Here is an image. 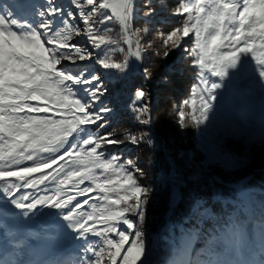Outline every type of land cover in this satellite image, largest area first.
I'll list each match as a JSON object with an SVG mask.
<instances>
[{
  "label": "snow or ice",
  "instance_id": "1",
  "mask_svg": "<svg viewBox=\"0 0 264 264\" xmlns=\"http://www.w3.org/2000/svg\"><path fill=\"white\" fill-rule=\"evenodd\" d=\"M138 14L142 29L133 27ZM157 16L153 0H143L142 9L137 0L0 3V264H28L27 240L36 234L27 221L44 209L55 227L81 242L78 264H153L143 229L152 189L140 183L144 171L133 159L106 151L139 147L146 133L126 130L121 139L106 131L115 109L102 73L152 78L143 66L152 44L142 42V33ZM171 16L180 22L157 30L162 56L182 51L197 69L179 123L203 127L202 137L210 139L219 121L218 90L228 78L252 72L264 87V0H180ZM111 25L118 26V39ZM127 107L138 125L152 123L143 87ZM238 199L237 208L247 207V190ZM259 209L248 222L264 252V203ZM245 237L244 223L232 216L204 235L199 250L196 235L186 233L164 264H255L246 258Z\"/></svg>",
  "mask_w": 264,
  "mask_h": 264
},
{
  "label": "rangeland",
  "instance_id": "2",
  "mask_svg": "<svg viewBox=\"0 0 264 264\" xmlns=\"http://www.w3.org/2000/svg\"><path fill=\"white\" fill-rule=\"evenodd\" d=\"M29 2L39 5L43 2V0H29ZM58 2L67 5V0H58ZM171 2H176V4L173 5ZM0 3L15 4L17 3V0H0ZM179 3L180 0H163L164 8L162 9L161 0H153L154 6L160 11L158 12V16L153 19V22L147 25V27L150 28V32L148 34L142 33L143 42L145 44H152V47L148 48L147 50L149 53H151L153 59H160V61L161 58L163 59V49L160 47V41L157 39V30H170L171 26H168L170 20L180 22V18L171 16V11ZM142 6L143 0H137L138 9H142ZM159 22L160 25L155 26V23ZM111 27L113 28V31L110 33V35L114 39H118V26L111 25ZM158 51L161 53V55L156 54ZM172 53H174V61L172 64L173 68L168 69L169 71L173 70L176 74H181L183 71L182 66L189 57L186 56L182 51H173ZM114 59L119 62L123 59V56L117 53L114 56ZM194 70L197 69L194 68ZM159 73L160 72H157V74H155L153 81L144 79L136 72H130L129 76L124 80L117 79L118 74L114 72L102 73L104 75L106 85L110 88L108 100L115 109L113 122L117 119L119 113L125 112L127 110L126 112L129 113L127 119L130 121V129L134 131V129L137 127V129H139V134L144 133L145 128L149 130V132H145L146 135L144 141L140 144V146L146 145L150 147L149 153L146 154V160L149 161L151 165L156 164V157L153 154L154 150L152 149V145L154 144L155 140L158 141L157 149L160 151L162 158L164 159L165 155L168 156L164 147V140L154 129L153 122L154 108L159 101L158 93L160 91V86H158V84L161 83V85L166 86V83L163 82L165 72H163L161 76ZM135 75L139 76L146 82L145 90L149 92L152 103L153 128H150L149 125L146 127L138 125L134 120L131 110L127 107V105L131 102V94L135 90V85H133L134 82L130 79ZM212 79L219 82L218 77H213ZM218 92L219 95L216 101L217 114L221 118L229 122H233L236 125L244 122L251 124V127H248L247 130L244 129L245 131L243 130L244 135H246L249 139V146L255 149L264 148V87L261 86V82L259 81L257 75L252 72H248L241 76L233 75L224 82V87L219 89ZM177 97L178 96H172L173 100L171 105V114L173 119L168 118V121L173 124V130L176 132H181L180 141H182V144H188V140L185 139L184 134L182 133V127L180 126L178 119L177 111L179 106L175 104ZM238 126L240 128H244L240 125ZM257 128H262L263 131L258 137H254L252 130ZM149 141H151V143H149ZM189 145L191 148L185 151V155L182 153L177 155V159L182 164L181 169L177 168L174 160L168 156L169 159L174 162L177 168V171L172 178L175 183L176 179L190 181L187 180L188 177H196L194 180L190 181H196V190L191 191L193 194L192 201H194V203L191 208L190 216L187 218L181 220L179 213L176 212V207L173 209L174 211L172 210V214L169 216V218H166L167 212L165 216H163L162 221L158 217V209L163 204L167 189H170L169 199L172 195V183L169 177L171 169L170 165L165 159L164 160L169 166V172L167 174L163 173L161 170H155L152 176L151 173L143 169L144 175L139 177L141 184L152 189L149 203L146 206V219L143 229L146 234V239L148 240L151 247V260L153 264H164V262L169 259L174 246L179 245L181 238L186 233H192L196 235V238L193 241V249L199 250L204 247L203 233L212 231H210V227H204V221L208 215V209L203 208V199L199 196L201 193L198 194L197 191L202 192L201 195L209 193L210 196L208 198L212 201L220 192V189L216 187V183H220L216 181L218 179L217 175L209 173V166H213L215 164L227 165L230 168L237 166L231 157L221 153L219 145L217 144V140H214L213 138L206 139L202 137L200 133L189 143ZM128 148L136 149L139 147H135L130 144L109 146L106 151L109 154L127 155L129 153ZM195 151L202 155L201 162L194 160ZM132 159L134 161L136 160L134 156ZM188 169L192 170V174L185 176V171ZM262 172H264V169ZM249 178L250 176H246L235 182H230V184L235 185V187L232 188L236 191L235 210L238 211L237 216L241 222H243V219L245 218L243 215L244 213L248 214L249 210H254L258 213L261 203H264V193L259 192L258 189L247 186L249 185L247 184ZM241 189H245L249 193L248 206L242 210L237 208V204L239 203V192ZM169 201L170 200L167 201V208L169 206ZM179 201L180 196L178 202ZM47 212L48 210L44 209L42 210L41 214L33 217L31 221H27V228L36 235L34 238L28 237L27 243L31 253L25 255L23 260L25 262H31V264H40L43 261H52L54 254H60L64 252L73 256L75 259H80V257L83 255L82 249L80 248L81 242L72 239L73 234L70 232V230L55 227L53 218L47 215ZM192 216L195 218V221L193 222L194 224H191L192 222L189 223L192 220ZM243 223L245 225L246 232L245 239L248 245L246 258L255 261V264H259L261 260H264V252H261L257 248L258 240L255 235L256 230L254 229L253 225L248 222V217L245 218ZM73 264H78V261L75 263L73 262Z\"/></svg>",
  "mask_w": 264,
  "mask_h": 264
},
{
  "label": "trees",
  "instance_id": "3",
  "mask_svg": "<svg viewBox=\"0 0 264 264\" xmlns=\"http://www.w3.org/2000/svg\"><path fill=\"white\" fill-rule=\"evenodd\" d=\"M171 3L173 5L176 4V2ZM157 11L159 12L160 10L157 9ZM178 23L179 22L170 20L168 26L173 27ZM158 25H160V22L155 23V26ZM145 26L146 25L143 19L138 14L136 20L133 23V27L142 29ZM145 56L146 59L144 60L143 66L149 67L152 72V78L150 79V81L154 80L155 74H157V72H160V76L163 72H165L163 82L166 83V86L161 85V83L158 84V86H160V91L158 93L159 101L154 108V129L164 140V147L168 156H170L174 160L177 168L181 169L182 164L177 159V155L179 153L185 155V151L191 148L189 143L203 132V127L201 129H196L194 127H182V133L184 134L185 139L188 140V144H182V141H180L181 132H176L175 130H173V124L168 121V118L173 119V116L171 114V105L173 100L172 96H178L175 104L178 105L179 108L183 105V101L185 99L191 97V88L194 84H196L197 80V70H194L192 66V60L191 58H188L182 66L183 71L181 74H176L173 70L169 71L170 68H173L172 64L174 61V53H172L167 59L161 58V61L160 59H153L151 53H149L148 50L146 51ZM130 80L134 82L133 85H135V88H146V82L139 76L135 75L131 77ZM126 111L119 113L117 119L112 122L111 127L106 129V131H112L114 129L117 138L122 139L126 130L139 135V129H137V127L134 129V131L130 129V121L127 119L129 113ZM238 125L244 128H240ZM238 125L233 122H229L219 116V121L216 125V131L211 134V138L219 141L218 145L221 153L231 157L237 164V166L234 168H230L227 165L215 164L213 166H209V173L217 175L224 183L235 182L239 179H242L243 177L250 176L247 181V184L249 185L247 186L258 189L259 192L264 193V172H262V170L264 169V148L255 149L249 146V139L246 135H244L243 130H247L248 127H251V124L244 122ZM262 131V128L253 129L252 134L254 135V137H258L262 133ZM145 132H149V130L145 128L144 133ZM157 144L158 141L155 140L154 144L152 145V149L154 150L153 154L156 157L155 165H151L149 161L146 160V154L149 153L150 149V147L146 145L139 146V148L136 149L128 148L129 153L123 156L126 159H132V157L134 156L137 165L145 171L151 173L152 176L155 170H161L163 173L167 174L169 172V166L167 162L162 158L160 151L157 149ZM201 157L202 155L199 152H194L195 161L201 162ZM190 174H192L191 169L185 171V176H189ZM195 182L196 181L190 182L176 179V184L178 186L180 194V201L176 206V212L179 213L181 220L190 216L191 208L194 203V201H192L193 194L191 191L196 190ZM216 187L220 189V192L212 201L208 198L210 196L209 193L201 195L202 192L197 191L198 194L201 193L199 196L203 199V208L208 209V215L204 221V227H210V231H212L217 226L218 221L227 220L232 216H235L239 219V217L237 216L238 211L235 210L236 191L225 185H220L217 183ZM169 194L170 189H167L163 204L158 209L157 214L161 221L168 209L167 201L169 200ZM249 215H251V211H249ZM194 221L195 218L194 216H192V220L189 223L192 222L191 224H194ZM207 233L203 234L205 235Z\"/></svg>",
  "mask_w": 264,
  "mask_h": 264
},
{
  "label": "water",
  "instance_id": "4",
  "mask_svg": "<svg viewBox=\"0 0 264 264\" xmlns=\"http://www.w3.org/2000/svg\"><path fill=\"white\" fill-rule=\"evenodd\" d=\"M149 127L150 128H153V124L151 123L150 125H149ZM164 159L168 162V164L170 165V174H169V177H170V180H171V183H172V199H173V197H176L177 199V201L179 200V189H178V186L176 185V183L174 182V180L172 179L173 178V176H174V174H175V172L177 171V168H176V166H175V164H174V162L172 161V160H170L169 159V157L168 156H164ZM196 177L195 176H191V177H188L187 178V180H190V181H192V180H194ZM220 180V178L218 177V179L216 180L218 183H220V184H222V185H225V186H227V187H230V188H233V187H235V185H233V184H230V183H224V182H222L221 180ZM172 199L170 200V201H172ZM169 207H170V202H169ZM170 213H171V207L169 208V210L167 211V216L168 215H170Z\"/></svg>",
  "mask_w": 264,
  "mask_h": 264
},
{
  "label": "bare ground",
  "instance_id": "5",
  "mask_svg": "<svg viewBox=\"0 0 264 264\" xmlns=\"http://www.w3.org/2000/svg\"><path fill=\"white\" fill-rule=\"evenodd\" d=\"M172 196V195H171ZM172 199V197L169 199V200H171ZM177 198L176 197H173V199H172V201H169L170 202V207H171V211L173 210V209H175V207H176V205L178 204V201L176 200ZM169 207V208H170ZM174 211V210H173ZM171 214V213H170Z\"/></svg>",
  "mask_w": 264,
  "mask_h": 264
}]
</instances>
